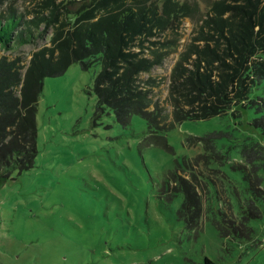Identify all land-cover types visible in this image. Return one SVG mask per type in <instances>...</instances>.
<instances>
[{
	"label": "rangeland",
	"instance_id": "obj_1",
	"mask_svg": "<svg viewBox=\"0 0 264 264\" xmlns=\"http://www.w3.org/2000/svg\"><path fill=\"white\" fill-rule=\"evenodd\" d=\"M176 1L193 13L144 40L147 54L168 53L150 74L157 80L154 100L166 105L169 120L172 70L217 0ZM80 4L0 0V16L17 13L19 30L34 32L16 50L0 49V57L20 55L28 64L33 52L51 45L55 28L27 23L49 16L53 7L61 22L74 20ZM99 70V63L89 69L74 63L63 75L45 79L36 162L0 184V264H203L205 257L217 264H264V214L249 221V236L223 234L213 217L218 207L227 210L226 199L228 210L240 214L239 199L226 188L236 186L242 199L250 196L244 173L234 165L250 166L251 158L264 177V106L251 103L264 98V80L228 111L166 129L168 141L157 146V133L143 115L125 126L111 108L98 112ZM183 179H191L203 197L201 229L190 230L179 218L186 195L174 187Z\"/></svg>",
	"mask_w": 264,
	"mask_h": 264
},
{
	"label": "trees",
	"instance_id": "obj_2",
	"mask_svg": "<svg viewBox=\"0 0 264 264\" xmlns=\"http://www.w3.org/2000/svg\"><path fill=\"white\" fill-rule=\"evenodd\" d=\"M80 1L74 20L61 22L60 10L53 7L49 16L42 14L37 21L27 23L39 27L46 22L55 28L51 45L33 52L28 64L20 55L0 57V184L34 166L38 153L37 115L45 79L63 75L74 63H80L83 69L99 63L94 83L98 112L111 108L125 126L135 114L143 115L151 131L157 133L152 135L157 146L168 141L166 129L184 120L218 116L248 100L252 88L264 80V0H217L172 70L167 100L173 111L169 120L166 105L154 100L157 80L150 74L153 67L162 65L168 53L152 49L147 54L144 40L166 31L172 19L191 15L194 8L176 0ZM21 24L22 16L17 13L0 16V49L16 50L18 44L30 41L34 32L29 28L27 32L19 30ZM144 73L150 75L145 77ZM258 100L251 103L261 102L264 106V98ZM249 160L250 166L239 163L234 168L244 173L250 196L242 199L236 186L226 188L239 199L240 214L235 215L233 208L228 210L227 199V210L218 207L213 211L223 234L249 236L254 230L249 221L264 214L260 202L264 200V177L253 159ZM181 189L186 200L178 211L179 218L190 230L201 229L203 197L191 179H183L174 187V191ZM215 195L219 199L220 191L215 190ZM203 264L217 263L205 257Z\"/></svg>",
	"mask_w": 264,
	"mask_h": 264
}]
</instances>
